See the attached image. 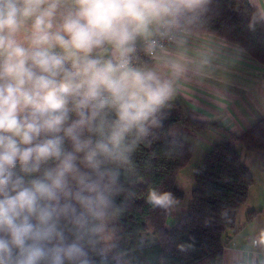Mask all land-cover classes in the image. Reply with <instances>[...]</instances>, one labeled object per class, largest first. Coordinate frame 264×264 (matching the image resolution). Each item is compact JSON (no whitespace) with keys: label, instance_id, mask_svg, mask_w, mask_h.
Returning <instances> with one entry per match:
<instances>
[{"label":"clouds","instance_id":"obj_1","mask_svg":"<svg viewBox=\"0 0 264 264\" xmlns=\"http://www.w3.org/2000/svg\"><path fill=\"white\" fill-rule=\"evenodd\" d=\"M247 3L255 30L264 0ZM211 4L0 0V264H93L122 169L178 82L210 62L189 40Z\"/></svg>","mask_w":264,"mask_h":264},{"label":"trees","instance_id":"obj_2","mask_svg":"<svg viewBox=\"0 0 264 264\" xmlns=\"http://www.w3.org/2000/svg\"><path fill=\"white\" fill-rule=\"evenodd\" d=\"M253 10L247 0H212L204 24L193 34L235 45L264 66V24L249 28ZM181 117L179 111L163 110L159 126L138 144L122 169V191L108 225L111 252L101 255L99 241L90 253L93 264H120L117 255L130 264H223V240L236 230L237 212L253 184L251 171L231 141H218L203 154L195 168L191 202L173 225L167 223L170 208L153 206L147 199L153 189L171 192L175 201L184 196L175 182L191 159L193 145L183 135L171 134ZM183 122L202 127L190 118ZM237 140L246 151L264 152V117Z\"/></svg>","mask_w":264,"mask_h":264},{"label":"crops","instance_id":"obj_3","mask_svg":"<svg viewBox=\"0 0 264 264\" xmlns=\"http://www.w3.org/2000/svg\"><path fill=\"white\" fill-rule=\"evenodd\" d=\"M200 51L209 53L210 62L178 82L176 95L164 110L179 111L182 117L177 124L183 127L185 118L202 124L200 128H188L193 138H197L196 131L209 139L204 153L218 141H231L251 171L253 184L237 212V228L223 240V264L238 260L264 264V152L246 151L237 140L264 117V66L235 45L212 35L192 34L189 55ZM251 212L257 213L248 220Z\"/></svg>","mask_w":264,"mask_h":264},{"label":"rangeland","instance_id":"obj_4","mask_svg":"<svg viewBox=\"0 0 264 264\" xmlns=\"http://www.w3.org/2000/svg\"><path fill=\"white\" fill-rule=\"evenodd\" d=\"M188 127L189 126L183 127L181 124H175L171 128V134L183 135L185 138L192 140L194 150H193L190 161L185 165V167H183L179 171V173L176 177L175 186L178 189L183 191L184 196L181 200L175 201V203L170 207V213H169V216L167 218V223L169 225H173L177 221V219L183 213H185L189 203L191 202V191H192V188L194 186L195 168L199 164L201 157L204 153V146L209 141L208 138L200 136L199 134L196 133V131H195V135L199 139L197 140V138L196 139L193 138V136H191L189 134V130H190L189 128L190 127L189 128ZM248 154H250V153H248ZM248 158L246 160L247 164L250 163ZM111 222H112V220L109 221L108 225ZM111 240H112V236L109 234L108 227H107V230H106L104 236L100 239L99 250H100L101 255L106 256V255L110 254V252H111ZM115 259L120 264H130L129 261L121 255L115 256Z\"/></svg>","mask_w":264,"mask_h":264},{"label":"built area","instance_id":"obj_5","mask_svg":"<svg viewBox=\"0 0 264 264\" xmlns=\"http://www.w3.org/2000/svg\"><path fill=\"white\" fill-rule=\"evenodd\" d=\"M141 56H142L143 59H147V57H143L142 53H141ZM233 264H247V263L242 261V260H238V261H235Z\"/></svg>","mask_w":264,"mask_h":264}]
</instances>
